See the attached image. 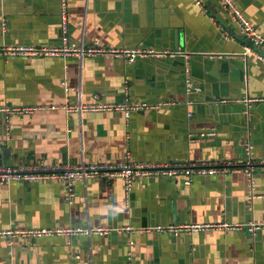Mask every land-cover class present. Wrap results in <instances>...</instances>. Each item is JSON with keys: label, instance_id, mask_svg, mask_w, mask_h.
I'll return each instance as SVG.
<instances>
[{"label": "crops", "instance_id": "crops-1", "mask_svg": "<svg viewBox=\"0 0 264 264\" xmlns=\"http://www.w3.org/2000/svg\"><path fill=\"white\" fill-rule=\"evenodd\" d=\"M0 0V165L214 161L242 165L251 144L264 163V60L243 54L247 39L217 0ZM264 34V0H235ZM84 41L156 49L129 63L113 55L6 56L15 45ZM215 53L213 57L211 54ZM222 53V54H221ZM147 102L134 111L67 112L70 102ZM161 103L160 107L155 105ZM248 110V112H246ZM210 132V133H208ZM185 174L0 185V228H146L229 223L172 235L113 231L0 239V264H264V165L252 176ZM130 255V258H129Z\"/></svg>", "mask_w": 264, "mask_h": 264}, {"label": "built area", "instance_id": "built-area-1", "mask_svg": "<svg viewBox=\"0 0 264 264\" xmlns=\"http://www.w3.org/2000/svg\"><path fill=\"white\" fill-rule=\"evenodd\" d=\"M199 3V0H195ZM219 5L223 7L231 21L237 26L240 33L247 39L248 43L245 46L243 54L246 56H255L261 60H264V34L261 33L250 19L244 14L235 0H217ZM3 54L6 56H64L68 57L76 55L78 58L91 55H113L118 58H122L129 63H133L140 56H159L160 51L156 49H147L140 47H105L98 42L93 44H86L84 41L79 43L68 41L64 38V43L55 45H15L6 46L3 48ZM222 54V53H221ZM213 57L221 56L215 53L211 54ZM264 99L245 97L246 104H251L255 101ZM159 103L155 106L160 107ZM151 107L147 102H134L130 98L121 102H78L72 104L70 102L65 104L67 112L76 111L78 113L92 112V111H124L127 116H130L134 111ZM34 107H22V108H10L6 106L0 107V111L13 112L21 111L29 113ZM248 112V110H246ZM247 159L242 165H237L232 162L217 163L214 161H201L196 163H153V162H137L129 161L115 164L109 162L101 163H87L84 159L77 165H51L42 162L32 167L26 166H14V165H0V185L11 184L13 181L26 182L34 180L44 179H61L64 183L66 191V199L72 203L76 195V180L87 181L91 178H112L121 177L125 181V187L127 193H131L133 185L140 179H148L151 177H174L177 175L185 174L187 176V183H191L193 176L195 175H215L222 173L227 175L230 172L243 169L249 176H252L255 170L262 161H257L253 154V148L251 144H247ZM231 225L229 223H176L166 225H154L146 228H135L134 226H128L124 228L115 227H92L91 225H69L60 227H9L0 228V239H5L7 245L12 253V248L17 239H29L40 238L44 236H66L74 237L77 235L92 236L97 234L104 236L112 233L113 231H127L131 232H148L158 231L167 232L172 235H181L184 233L192 232H205L219 228H228ZM248 229L256 231L264 229V221H252L248 223ZM130 258V255H129ZM70 264H78L77 261H72ZM129 264L131 262L129 261Z\"/></svg>", "mask_w": 264, "mask_h": 264}, {"label": "water", "instance_id": "water-1", "mask_svg": "<svg viewBox=\"0 0 264 264\" xmlns=\"http://www.w3.org/2000/svg\"><path fill=\"white\" fill-rule=\"evenodd\" d=\"M111 56V55H110ZM208 133H210V132H208ZM248 228V227H247Z\"/></svg>", "mask_w": 264, "mask_h": 264}]
</instances>
